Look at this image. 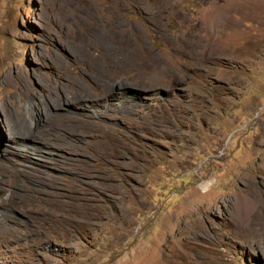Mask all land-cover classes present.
I'll use <instances>...</instances> for the list:
<instances>
[{
    "label": "rangeland",
    "instance_id": "1",
    "mask_svg": "<svg viewBox=\"0 0 264 264\" xmlns=\"http://www.w3.org/2000/svg\"><path fill=\"white\" fill-rule=\"evenodd\" d=\"M2 70L70 101L0 108V264H264V0H0Z\"/></svg>",
    "mask_w": 264,
    "mask_h": 264
},
{
    "label": "bare ground",
    "instance_id": "2",
    "mask_svg": "<svg viewBox=\"0 0 264 264\" xmlns=\"http://www.w3.org/2000/svg\"><path fill=\"white\" fill-rule=\"evenodd\" d=\"M9 77H11V75L9 72H7V70L1 71L0 88H2V90H5L7 88L9 93H11V89L9 86ZM24 89L27 91V95L25 96V99L33 104V110H35V114H38V117L34 115L31 121L28 120L22 114L16 113L15 110L10 105L9 101L5 98V101L2 100V104L0 103L1 104L0 108L4 112L1 121L2 125L10 132V136L12 140L15 141V143H19V144L28 143L34 146L37 143H39L45 145V148L60 147L56 137L53 134L46 133L45 132L46 130L44 129L50 123H52V120L54 118V116L51 114L53 110V106L59 108L61 107V103L63 101H70V100L65 95L62 96L54 95V94L47 95L48 93L44 90L39 93L32 86L28 87V85H25ZM38 98L41 100V102L36 104L35 102L36 100H38ZM44 109L48 112L49 115L48 122L46 124H44V119H42V117L40 116ZM23 134L25 136H22ZM36 139H41V140H36ZM1 182L2 180L0 178V183ZM239 210L241 213L242 206L240 207Z\"/></svg>",
    "mask_w": 264,
    "mask_h": 264
}]
</instances>
